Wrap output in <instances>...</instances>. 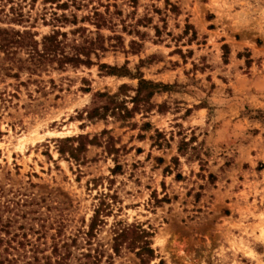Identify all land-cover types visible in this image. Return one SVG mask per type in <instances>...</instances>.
<instances>
[{
  "label": "rangeland",
  "instance_id": "obj_1",
  "mask_svg": "<svg viewBox=\"0 0 264 264\" xmlns=\"http://www.w3.org/2000/svg\"><path fill=\"white\" fill-rule=\"evenodd\" d=\"M4 37L0 259L264 264V0H0ZM87 39L92 64L60 61ZM127 226L154 256L115 252Z\"/></svg>",
  "mask_w": 264,
  "mask_h": 264
},
{
  "label": "trees",
  "instance_id": "obj_2",
  "mask_svg": "<svg viewBox=\"0 0 264 264\" xmlns=\"http://www.w3.org/2000/svg\"><path fill=\"white\" fill-rule=\"evenodd\" d=\"M94 16L98 18L97 20L99 22L95 23L97 27H100L102 25V21L104 20V15L99 12L98 9L94 11ZM56 33L60 34L61 32H56L52 35L45 36L44 42H43V49L42 51L38 50L37 48H33L34 54H36L39 57H50L55 56L57 50L60 49L61 41L58 40ZM65 34L64 32L62 33ZM17 35L21 38V34L18 32ZM2 43H0V47L3 49H6L9 51L11 48V44L14 42L20 43V40L11 41L7 37H4L2 39ZM87 42L89 43L88 46H82L80 48H76L77 52L68 55L66 52H62L61 57L59 58L60 61L63 63L73 62V63H84V64H92L91 60V54L92 52L97 53L96 50L102 49L105 50V46L102 44L100 47H96V45H99L97 43V40L94 39H87ZM82 55L86 57L83 58ZM103 67H107L110 69V73H114L113 71L118 69L115 66H110L107 64H101ZM161 84L155 83L150 80H146L142 77H140L139 82V88L137 90L138 96L142 95V91L145 86H149L152 88L158 87ZM155 93V90L153 89L148 95H153ZM97 213L94 215L92 219V224L90 226V230L93 231L95 229L96 220H97ZM129 229L130 227H123L116 231L115 241L116 244L114 246L115 252L118 253L120 249V245L123 244V242H126L130 239L129 243L133 245L134 247L138 248V255L141 256L143 261H146L148 258L154 256V249L152 248L151 240L148 238V236L151 235L150 232H147L145 230H141V232L136 233L133 232V236H129ZM31 245V248L29 250H24V252H19L15 255H13L11 258L9 257H3L0 259V264H62L63 260L66 257V254L62 253V250L57 242L53 244V248L50 254H46L44 251L41 250L40 246L36 243L29 240V243ZM1 257V256H0ZM159 264H166L165 261L162 259Z\"/></svg>",
  "mask_w": 264,
  "mask_h": 264
}]
</instances>
